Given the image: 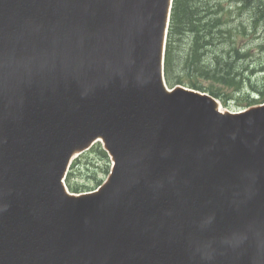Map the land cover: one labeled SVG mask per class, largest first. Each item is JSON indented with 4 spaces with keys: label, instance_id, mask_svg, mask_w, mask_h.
<instances>
[{
    "label": "water",
    "instance_id": "water-1",
    "mask_svg": "<svg viewBox=\"0 0 264 264\" xmlns=\"http://www.w3.org/2000/svg\"><path fill=\"white\" fill-rule=\"evenodd\" d=\"M71 5L46 21L48 41L38 30L0 58V264H54L53 234L100 224L132 233L103 245L118 264H264V106L221 114L164 89L168 0ZM98 134L113 173L69 199L66 157ZM33 211L52 220L28 227Z\"/></svg>",
    "mask_w": 264,
    "mask_h": 264
},
{
    "label": "rangeland",
    "instance_id": "rangeland-1",
    "mask_svg": "<svg viewBox=\"0 0 264 264\" xmlns=\"http://www.w3.org/2000/svg\"><path fill=\"white\" fill-rule=\"evenodd\" d=\"M245 2H246L245 8H242L239 11L237 6H239L241 2L235 0V18L230 20L231 22L229 23V25L230 26L235 25V35L232 38L235 41V47L241 50L242 52L246 50H248L249 52V57L244 59H242L241 56L237 55L236 61H239L237 63L240 66L239 68L243 67L242 69L243 72L245 71V69L249 70L244 73H246V75H249L251 77L252 79L251 85H254V84H260L261 82L264 81V73H257L256 70L254 71V73L251 74L253 68L259 69L260 68L259 64L262 62L264 63V20L262 18V16L264 17V13L261 12L262 16L258 14L260 10L259 8H261L260 0H245ZM201 8H205V7H201ZM201 8L199 9V11H203V9ZM203 15L204 18H206L205 10L203 12ZM229 25H227V27H229ZM183 39L185 40V44H184L185 50L177 52V56L180 61L176 62L173 73L175 75L179 74L182 77H184V79H187L186 75H188L191 72L190 67L186 66V64L190 63L187 55L190 45H188L189 43L188 36H186V38ZM216 44H218V42H216ZM228 49H229V45L227 42L220 43L219 47L215 50V52L223 56V54L220 51L221 50L226 51ZM205 57L208 59L210 58L208 55ZM184 63L186 64L184 65ZM199 81L204 86L209 85L208 81H204L201 79H199ZM218 86L220 90L225 94V95H221V97L218 98L223 109L233 110L239 104L242 105L240 107H243L248 104L245 99H242L241 103H239L237 100V98H241V95L243 93H246L247 90H249L248 83L246 86H243L242 90L239 91L238 94L235 93L234 98L231 100H226V94H231V88H228L223 85H218ZM106 169H107V162L100 155H97L96 152L90 154L87 159L83 158L81 160V163L77 166L74 175V182L76 184H83L85 186L92 185L95 180H99L100 178L103 179L105 177L106 174H104V172L106 171Z\"/></svg>",
    "mask_w": 264,
    "mask_h": 264
},
{
    "label": "trees",
    "instance_id": "trees-1",
    "mask_svg": "<svg viewBox=\"0 0 264 264\" xmlns=\"http://www.w3.org/2000/svg\"><path fill=\"white\" fill-rule=\"evenodd\" d=\"M198 5L199 3L194 4L188 0L177 1L176 11L173 12L171 20L170 36H178L187 32L191 33L192 41L190 52L187 53V55L194 71H197L201 77L206 79H214L218 83L239 88L242 83L240 73L238 74L236 70L233 71V64H235L237 55L226 54V51L221 50L220 52L223 54V56H221L222 58L224 57L226 61H221L216 58L213 61L205 57L207 55L211 57L212 54L216 53L215 50L222 42H218V44L214 43L215 48H212V44H208L212 36L210 35V31H205L206 24H203V21L197 17L199 11ZM172 63V52L167 50L165 58L167 71ZM191 85L199 88L194 82H192ZM210 90L213 93H217L216 89ZM259 93L262 97L264 96V90H261Z\"/></svg>",
    "mask_w": 264,
    "mask_h": 264
}]
</instances>
